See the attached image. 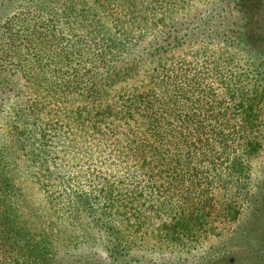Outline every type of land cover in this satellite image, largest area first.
<instances>
[{"label": "trees", "instance_id": "16d2710c", "mask_svg": "<svg viewBox=\"0 0 264 264\" xmlns=\"http://www.w3.org/2000/svg\"><path fill=\"white\" fill-rule=\"evenodd\" d=\"M19 1L0 0L1 101L5 103L9 93L17 90L9 68L29 65L33 70L31 87L44 96L42 101L32 102L30 114L19 116V120L26 124L31 117L39 118L47 105L57 109L55 116H63L61 106L69 97L84 103L72 117L63 119L74 118L85 136L82 149L97 146L107 162L101 172H115L119 182L114 177L110 186L105 189L103 185L100 194L92 198L65 196L68 210L63 221L56 215L54 202L58 198L51 197L49 203L29 198L20 175L24 165H35L39 178L48 183L45 156L50 150L31 151L33 133L14 130L13 144L0 145V264H80L78 259L61 256L62 239L81 236L87 242L96 238V230L106 252L119 264L129 262L124 253L133 250V235L123 230L130 223L133 230L180 246L186 241L198 242L213 229L216 212L238 220L232 207L217 211L214 190L226 184L223 173L248 174L250 160L264 149V0H222L212 5L202 14L200 32L210 40L208 44H222L224 53L170 66L164 62L165 54L187 42L182 40L190 37L194 22L176 34L168 32V44L154 45L146 59L129 52L127 59L112 63L107 49L101 52L100 43L96 57L84 43L58 49L63 37L54 21L47 23L48 17L58 18V12L71 19V24L73 18L81 24L91 22L94 11L109 0H29L30 18L11 17L8 12ZM174 3L118 1L130 25L138 29L157 27L161 22L157 15ZM86 30L87 38L99 34L95 25ZM111 46L119 52L125 48L115 43ZM77 55L78 66L72 59ZM148 61L155 69L143 90L134 89L120 104H108L95 112L89 108V103L107 101L115 87L138 78ZM262 183L258 192L246 194L245 199L256 208L255 219L244 235V240L253 238L255 245L249 252L241 247L235 253L237 261L245 263L247 258L246 264H264ZM101 199L109 209L95 211L93 200ZM121 209H130L133 218L114 223L111 216ZM233 262L237 263L230 259L228 264Z\"/></svg>", "mask_w": 264, "mask_h": 264}, {"label": "rangeland", "instance_id": "374dc122", "mask_svg": "<svg viewBox=\"0 0 264 264\" xmlns=\"http://www.w3.org/2000/svg\"><path fill=\"white\" fill-rule=\"evenodd\" d=\"M118 1L109 0L105 7H99L98 10L94 11V15L89 19L91 22L87 21L84 24H81L76 18H73L74 22L71 24V19L64 18L58 11V13H55L58 18L48 17L47 23L54 21L53 25L57 33L63 37V40L59 41L58 49L61 47L70 49L74 42L84 43L86 50H91L92 57H96L99 52L97 44L100 43L101 52L105 49L109 52L110 62L117 59H127L129 52H132L136 57L141 55L143 59H146L148 56L146 53L154 45L159 42L168 44V41L165 40L168 32L176 34L179 29L186 28L191 22H194L189 32L190 37L187 40H182L187 42H183L184 45L180 48L171 49L170 52L166 53L164 62L170 66L181 60L217 58L224 53L225 48L222 44H217V41L215 44H208L207 42L210 40L200 32L201 25L204 23L201 21L202 14L206 13L212 5L219 4L222 0H175V5L166 8L157 15V19L161 21L157 27L144 29L133 28L130 25L128 18L125 16L126 12L118 4ZM31 8L29 0H21L8 12V15L30 18L32 16L30 13ZM195 16L198 18L196 19ZM93 20L99 22L95 23ZM1 24L2 22H0V32ZM92 25L98 28L99 34L91 39L87 38L86 29L91 28ZM111 43L125 48L121 52L116 51ZM78 57L79 55L72 58L74 65L77 66ZM47 62L45 60L44 64ZM149 62L145 64V68L138 78L115 87L110 92L107 101L89 103V108L95 112L105 108L108 104H120L129 97L130 93L134 92V89L143 90L155 69L154 63ZM9 69V77L13 80V85L17 90L15 93H9V99L5 103L0 99V145L9 146L13 144L14 130L18 129L28 134L33 133L32 147L29 146L28 148L31 151L50 150L51 153L47 155L48 158L45 156L48 162L46 166L50 174L48 183L44 182V178H39V169L35 165H24L25 168H22L20 175L23 189L28 192L29 198H36L44 203L52 201L51 197L58 198L56 202L53 201L56 207V215L57 218L64 221L66 215L64 217L63 215L68 210L67 203L63 202L65 196L89 195L92 198L100 194L103 185L106 189L109 183L112 184L114 177L116 179L118 175L110 171L101 172L104 168L103 164L107 163L105 156L99 153L98 147L95 145H89L90 150H83L85 136L82 127L74 122V118L70 121L63 119L65 115L72 117L79 107L85 105L84 103L69 97L66 103L61 106L63 110L60 113H63V116L62 114L55 116L57 109L47 105L45 106V113L40 115L39 118L31 117L26 124L24 121L19 120V116L30 114V104L42 101L44 94L33 90L31 87L33 70L29 65L24 64L19 69L13 67L12 70ZM80 70L81 73L84 72L83 68H80ZM262 132V141L264 142V124ZM23 157H25L24 154ZM54 163L57 164L53 165ZM250 165V171L245 176L223 173L222 177L226 184L214 190L217 211L232 207V211L236 209L239 214L238 220L231 221L223 215L219 216L220 214L216 212L213 229L211 228L203 236L200 235L202 237L198 242L186 241L184 245L180 246L177 243L172 244L156 240L149 237L146 232L133 230V223H130L123 230L128 236L133 235L131 237V240H134L131 241L133 250L124 253L128 255L125 261L129 262L119 264H228L230 259L237 262H233L234 264H246L247 258H244L245 263L237 261L238 258L235 253L241 247L248 249L247 252H249V248L251 249L255 245L253 238L244 240L245 230L256 216V208L245 199L246 194L253 195V193L258 192V185L263 184L264 149L250 160ZM95 177H98L96 182ZM118 182L117 178L116 183ZM43 183L47 184L44 186ZM238 188L240 191H238ZM32 189L36 190L33 194H30ZM115 189H118V186H115ZM116 192L120 193L119 190ZM123 194H125L124 191ZM118 199H121V196ZM93 201L95 211L100 208L109 209L108 204L103 199L99 202ZM232 201H236L237 204L233 205ZM131 213L133 212L130 209H121L120 212L111 216V220L117 223L115 221L117 219L133 218ZM97 231H95L96 238L87 242L86 238L81 236L78 238L64 237L62 244L59 246L61 256L78 259L81 262L80 264H117L100 243L101 238H99Z\"/></svg>", "mask_w": 264, "mask_h": 264}]
</instances>
